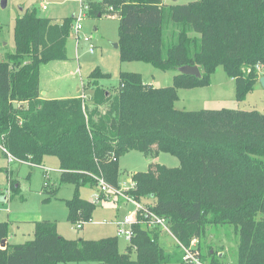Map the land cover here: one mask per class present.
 Returning <instances> with one entry per match:
<instances>
[{
    "label": "trees",
    "instance_id": "trees-1",
    "mask_svg": "<svg viewBox=\"0 0 264 264\" xmlns=\"http://www.w3.org/2000/svg\"><path fill=\"white\" fill-rule=\"evenodd\" d=\"M87 6L91 17L119 18L121 62L177 71L173 85L154 88L139 73L121 72L113 93L103 84L111 74L96 68L86 82L90 104L82 97L42 98L41 68L67 58L76 18L54 21L28 9L16 19L15 51L0 61V145L33 166L46 157L58 160L60 184L75 188L65 201L75 226L91 223L103 199L83 200L82 188L97 189L101 179L121 187L122 157L134 151L151 160L172 155L179 167L151 163L131 176L134 188L126 194L167 218L185 246L208 226H233L238 264H264V114L175 107L179 90L209 87L218 67L234 80L238 103L254 91L264 77V0H96ZM185 66H197L201 77L180 74ZM5 171L12 194H19L13 171ZM44 192V203L57 198V188ZM8 200L0 192V204ZM58 225L34 222L33 240L2 248L10 229L0 222V264L183 263L181 250L170 253L161 245L158 229L134 226L121 253L117 237L69 240Z\"/></svg>",
    "mask_w": 264,
    "mask_h": 264
},
{
    "label": "rangeland",
    "instance_id": "rangeland-1",
    "mask_svg": "<svg viewBox=\"0 0 264 264\" xmlns=\"http://www.w3.org/2000/svg\"><path fill=\"white\" fill-rule=\"evenodd\" d=\"M89 0H83L85 7ZM195 0H163L165 5H185ZM47 9H41V0H8L6 8L0 5V61L7 53L15 51V24L16 19L26 10L36 9L38 15L54 21H62L75 15L77 18L82 11L81 0H47ZM85 14L87 9L84 10ZM76 24V19L73 25ZM83 31L80 35L91 38L90 43L80 41L77 43L76 33L72 29L68 40V54L63 61L52 62L41 68L40 90L43 97L48 91L59 95H74L82 97L90 104L92 92L85 91L89 75L96 68L111 74L110 80L103 82L105 89L115 93L119 86L121 72L140 73L144 82L156 87H169L173 85V78L177 71H161L150 64L143 62H121V52L115 45L120 41L119 18L91 17L86 14L82 21ZM94 47V52L90 51ZM79 88V90H78ZM69 95V96H70ZM180 101L176 104L183 110H242L257 111L264 114V88L258 85L244 101H236L235 82L225 73L223 67H218L212 75L209 87L196 91L179 90ZM151 163L177 168L179 160L169 154L161 153L158 158L151 160L142 153L134 151L122 157L119 162L120 183L130 186L128 180L133 173L146 172ZM10 166V167H9ZM59 163L55 157H46L39 166H30L15 162L10 164L8 159L0 156V192L9 195V200L0 204V222L9 224L12 234V244L18 245L34 239V224L32 222H16L15 220H56L62 236L69 240L88 238L98 240L107 237H117L121 253L128 250L129 243L117 233L112 223L122 220L133 206L126 203L123 198L113 196L111 199L101 192L99 187L82 188L80 195L83 200L94 202L103 196L101 203L94 213L91 223H86L83 229H77L68 222L66 200L72 199L75 188L73 185H61ZM2 168L14 171L13 180L18 182L20 193L12 194L8 173ZM45 169L50 172V186L45 187ZM124 186V187H125ZM58 189L57 198L44 203L46 190ZM195 239V238H194ZM197 239V238H196ZM199 249L203 260L212 262L209 256L213 253L215 262L220 264H238L239 239L233 226H208L205 234L198 239ZM161 245L167 252H180V248L173 239H162ZM201 247V248H200ZM136 254H133V258ZM66 264V263H61ZM88 264V263H68ZM190 264V263H178ZM211 264V263H210Z\"/></svg>",
    "mask_w": 264,
    "mask_h": 264
},
{
    "label": "built area",
    "instance_id": "built-area-1",
    "mask_svg": "<svg viewBox=\"0 0 264 264\" xmlns=\"http://www.w3.org/2000/svg\"><path fill=\"white\" fill-rule=\"evenodd\" d=\"M83 4V0H81ZM41 9L46 10L47 9V3L46 0H41ZM88 6L85 7V5H82V11L80 15L76 18V24L73 26V29L76 33L75 39L77 43L80 41H85L87 43H90L91 38L89 37H83L80 35L81 31H83V25L82 21L84 17L86 16L84 10L87 9ZM91 52H94V47L92 46L90 48ZM0 150L3 151V153L7 156V159L9 163H24L21 161H17L10 153L7 152V150L0 145ZM31 165V164H30ZM33 166V165H32ZM50 171L45 169V187H49L50 185ZM130 186L125 187L121 185L119 189L107 184L103 179L99 180V189L102 193H104L108 199H111V197H121L124 199L126 203H129L133 206V210H131L122 220H118L115 222H112L116 228L117 233L126 239V241L131 244L132 239L135 236L134 233V226L140 225L146 230H154L158 229L161 234L166 235L173 239L177 246L182 251V261L184 263H190V264H210L203 260L200 249H199V240L198 239H192L189 246H185L182 243L179 242V240L174 236L169 220L165 217L158 216L155 214L150 207L144 203L139 202L135 200L133 197L126 194L127 191L134 188V184L129 181ZM97 200V199H96ZM83 224H77L75 227L77 229H82Z\"/></svg>",
    "mask_w": 264,
    "mask_h": 264
},
{
    "label": "crops",
    "instance_id": "crops-1",
    "mask_svg": "<svg viewBox=\"0 0 264 264\" xmlns=\"http://www.w3.org/2000/svg\"><path fill=\"white\" fill-rule=\"evenodd\" d=\"M47 1V0H46ZM89 1H96V0H89ZM88 1V2H89ZM87 2V3H88ZM72 17H75V15H73ZM140 74V73H139ZM146 83V82H145ZM146 84H148V83H146ZM148 85H150V86H152V87H154V88H162V87H156V86H154V85H152V84H148ZM258 85H260V83H258L257 84V86ZM256 86V87H257ZM261 86V85H260ZM262 87V86H261ZM263 88V87H262ZM199 89H201V88H198V89H193V90H187V91H196V90H199ZM78 90H79V88H78ZM48 91H45L44 92V95H43V97L42 98H44V99H48V100H62V99H69V98H75V97H78V96H76L77 94H74V95H70V94H68V95H59V96H55L56 94H54V93H50L51 94V96L50 97H48L47 98V95H48ZM70 95V96H69ZM180 101V95H179V100H178V102ZM177 102V103H178ZM176 103V104H177ZM175 107H176V109H178L177 108V106L175 105ZM178 110H183V109H178ZM186 111H193V110H186ZM2 157H5V158H7V156L6 155H3L2 154ZM11 164H13V163H11ZM20 164H27V165H30L29 163H20ZM30 166H32V165H30ZM10 167V166H9ZM6 168H2L1 170H5ZM9 170H11V169H9ZM11 171H13V170H11ZM13 174H14V171H13ZM133 174H135V173H133ZM129 181H131V179L130 180H128V182ZM51 184V183H50ZM9 196V195H8ZM16 222H19V223H21V222H25V221H27V222H32L33 224H34V222H37V221H42V220H23V221H19V220H15ZM35 227V226H34ZM84 227V226H83ZM83 229V228H82ZM35 230V229H34ZM58 231H59V225H58ZM59 234L61 235V233H60V231H59ZM62 236V235H61ZM64 237V236H63ZM10 238H12V234H10V236H9V238L7 239V243L8 244H11V245H15V244H12V242H11V239ZM65 238V237H64ZM169 239L170 237H168V236H166V235H163V234H160V242L162 241V239ZM66 239H68V238H66ZM83 239H86V240H93V239H88V238H83ZM74 240V239H73ZM175 242V241H174ZM6 243V244H7ZM176 243V242H175ZM201 248V247H200ZM172 253V252H171ZM211 254H213V253H211Z\"/></svg>",
    "mask_w": 264,
    "mask_h": 264
},
{
    "label": "water",
    "instance_id": "water-1",
    "mask_svg": "<svg viewBox=\"0 0 264 264\" xmlns=\"http://www.w3.org/2000/svg\"><path fill=\"white\" fill-rule=\"evenodd\" d=\"M8 4V0H0V5L2 8H6ZM116 48L119 47L118 44L115 45ZM179 73L187 76H193L196 78L201 77V72L197 66L191 67V66H185L179 69ZM260 85L264 88V77L260 78L259 80ZM7 240H4L2 242L1 247L5 248L6 247Z\"/></svg>",
    "mask_w": 264,
    "mask_h": 264
}]
</instances>
